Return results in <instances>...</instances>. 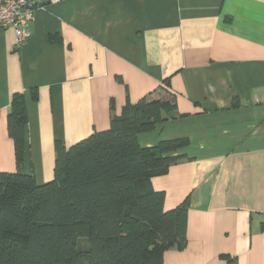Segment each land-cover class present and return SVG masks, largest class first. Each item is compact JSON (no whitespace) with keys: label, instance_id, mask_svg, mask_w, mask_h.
Wrapping results in <instances>:
<instances>
[{"label":"crops","instance_id":"crops-1","mask_svg":"<svg viewBox=\"0 0 264 264\" xmlns=\"http://www.w3.org/2000/svg\"><path fill=\"white\" fill-rule=\"evenodd\" d=\"M29 38L0 28V172L53 176L56 143L105 130L142 99L173 117L141 133L186 139L151 178L165 211L186 198L185 246L162 264H264V0H31ZM25 96L22 159L7 118Z\"/></svg>","mask_w":264,"mask_h":264},{"label":"trees","instance_id":"trees-1","mask_svg":"<svg viewBox=\"0 0 264 264\" xmlns=\"http://www.w3.org/2000/svg\"><path fill=\"white\" fill-rule=\"evenodd\" d=\"M169 99H142L111 115L105 130L65 147L57 142L50 181L0 172V264H162L185 246L188 199L165 211L151 178L166 173L186 139L137 141L173 117ZM25 96L13 94L7 118L16 166L22 159Z\"/></svg>","mask_w":264,"mask_h":264},{"label":"built area","instance_id":"built-area-1","mask_svg":"<svg viewBox=\"0 0 264 264\" xmlns=\"http://www.w3.org/2000/svg\"><path fill=\"white\" fill-rule=\"evenodd\" d=\"M61 0H49L57 3ZM34 5L31 0H0V28H11L17 46L29 38L28 23L32 19Z\"/></svg>","mask_w":264,"mask_h":264},{"label":"rangeland","instance_id":"rangeland-1","mask_svg":"<svg viewBox=\"0 0 264 264\" xmlns=\"http://www.w3.org/2000/svg\"><path fill=\"white\" fill-rule=\"evenodd\" d=\"M53 177V176H52ZM52 177L48 180V181H50L51 179H52Z\"/></svg>","mask_w":264,"mask_h":264}]
</instances>
